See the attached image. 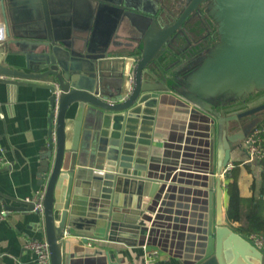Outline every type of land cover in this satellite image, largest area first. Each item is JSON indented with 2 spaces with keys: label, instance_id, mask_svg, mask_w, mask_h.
I'll list each match as a JSON object with an SVG mask.
<instances>
[{
  "label": "water",
  "instance_id": "95a60500",
  "mask_svg": "<svg viewBox=\"0 0 264 264\" xmlns=\"http://www.w3.org/2000/svg\"><path fill=\"white\" fill-rule=\"evenodd\" d=\"M202 18L211 42L194 30ZM0 83L10 96L43 89L51 107L38 168L50 264H63L71 230L91 232L85 243H147L163 184L149 154L172 97L215 131L203 247L184 264H264L230 226L222 185L231 153L264 119V0H0Z\"/></svg>",
  "mask_w": 264,
  "mask_h": 264
},
{
  "label": "crops",
  "instance_id": "0c3cea01",
  "mask_svg": "<svg viewBox=\"0 0 264 264\" xmlns=\"http://www.w3.org/2000/svg\"><path fill=\"white\" fill-rule=\"evenodd\" d=\"M190 107L177 97L169 98L161 106L154 149L151 147L149 154L151 175L163 183L151 205L156 212H146L152 217L156 213V225L144 243L159 249L156 259L146 263L138 242L85 243L81 236L91 232L71 230L73 234L64 239L63 264H184L200 252L215 131L202 111L194 112ZM50 109L43 89L18 86L10 96L0 83V153L8 160L0 164V264H37L35 253L26 247V242L44 238L39 211L5 208V204L27 207L24 198L33 202L42 191L38 168L48 142ZM231 157L230 168L222 176L225 212L229 181L235 179L243 197H258L260 188L261 167L258 161L245 162L244 143ZM260 250L264 253V248Z\"/></svg>",
  "mask_w": 264,
  "mask_h": 264
},
{
  "label": "trees",
  "instance_id": "16d2710c",
  "mask_svg": "<svg viewBox=\"0 0 264 264\" xmlns=\"http://www.w3.org/2000/svg\"><path fill=\"white\" fill-rule=\"evenodd\" d=\"M262 124L264 119L258 125ZM261 146L264 148V134ZM258 163L261 167L259 196L243 197L239 194L235 179L229 181L226 185L228 192L226 217L230 226L242 235L254 234L264 239V160Z\"/></svg>",
  "mask_w": 264,
  "mask_h": 264
},
{
  "label": "built area",
  "instance_id": "2783aa9c",
  "mask_svg": "<svg viewBox=\"0 0 264 264\" xmlns=\"http://www.w3.org/2000/svg\"><path fill=\"white\" fill-rule=\"evenodd\" d=\"M264 134V124L256 125L249 135L244 140L246 159L245 162L251 161H261L264 160V148L261 146V141L263 140ZM8 160L3 154L0 153V164H6ZM230 168V163H228L223 171L222 176L227 173ZM42 195L43 192H38L37 198L32 202L29 197L24 198L26 203L32 202L34 204V209L42 211ZM256 247L259 249L264 248V239L261 236L251 234L247 237ZM26 247L33 250L36 255L37 264H50L49 260V250L46 240L43 239H33L26 242ZM142 258L146 263L153 262L159 254V249L157 247H148L145 244L142 245Z\"/></svg>",
  "mask_w": 264,
  "mask_h": 264
},
{
  "label": "flooded vegetation",
  "instance_id": "af4514ba",
  "mask_svg": "<svg viewBox=\"0 0 264 264\" xmlns=\"http://www.w3.org/2000/svg\"><path fill=\"white\" fill-rule=\"evenodd\" d=\"M165 2L169 3V4H172V5H176V1L178 0H164ZM198 16V13L196 11L192 12L191 15L189 16V18L185 21V26H192L193 22L192 20L195 18H197ZM193 20V21H194ZM192 22V23H191ZM194 26V25H193ZM194 30H198V31H203L204 33L206 32L207 33V40L209 42L213 41L214 40V35H213V31H212V26L211 24L208 22V20L202 18L201 21L197 22L195 24V28ZM245 119V117H243Z\"/></svg>",
  "mask_w": 264,
  "mask_h": 264
}]
</instances>
